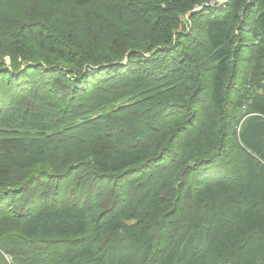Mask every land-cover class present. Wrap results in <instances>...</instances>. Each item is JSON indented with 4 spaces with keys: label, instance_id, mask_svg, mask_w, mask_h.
Listing matches in <instances>:
<instances>
[{
    "label": "trees",
    "instance_id": "16d2710c",
    "mask_svg": "<svg viewBox=\"0 0 264 264\" xmlns=\"http://www.w3.org/2000/svg\"><path fill=\"white\" fill-rule=\"evenodd\" d=\"M207 1L128 0L130 13L149 29L144 44L87 33L79 41L78 27L50 39L39 31L37 49L46 48V56L28 46L23 67L16 56L9 66L0 55V264H264V79L250 91L241 121L226 111L223 91L237 50L246 47L244 58L264 68V0H230L222 10ZM192 11L214 51L208 98L229 133L216 136L217 121L206 124L195 114L165 139L170 125L163 115L160 126L144 122L157 104L140 88L127 89L126 79L133 71L146 74L174 46L177 15ZM92 21L81 28L86 32ZM3 30L18 44L38 36L32 27L18 29L17 39ZM201 94L196 102L206 100ZM80 128L89 131L88 151L63 171L50 162L52 151L57 142L78 143L67 136ZM211 147L218 152L205 155ZM76 168L88 182L66 200ZM103 194L109 202L100 207L96 197ZM19 198L28 199L25 207L16 206ZM90 200L98 214L88 212ZM42 249L55 254L41 258Z\"/></svg>",
    "mask_w": 264,
    "mask_h": 264
},
{
    "label": "rangeland",
    "instance_id": "374dc122",
    "mask_svg": "<svg viewBox=\"0 0 264 264\" xmlns=\"http://www.w3.org/2000/svg\"><path fill=\"white\" fill-rule=\"evenodd\" d=\"M212 1L213 0L205 2V5L222 10L226 8V3L230 0ZM200 8V6H196L195 10H192L197 11L200 10ZM195 13L196 12L193 13L192 11L178 14L177 18L179 19L180 25L176 31V42L174 46L160 52L157 55V61L147 65V67L150 68L145 72L146 74L140 72V70L133 71L126 79L129 84V87H126L127 89L136 91L137 88H140L141 93H145L143 97H148L149 102L154 101L155 104H157V106H153V109H156L154 110L155 115L152 114L151 118H148L149 120L147 119L144 122H150L147 125L151 127L160 126L163 124V117L159 118V116L163 115L165 123L170 125V131L165 139H172L173 129L183 126L184 120L188 121L191 115L195 114L201 117L206 124L210 123L212 120L217 121L214 128L216 136L221 134L222 137L226 133H229L228 127L225 122L218 118L216 115L217 111L208 98L207 88L208 84L210 85L209 79L212 73L211 69L215 65L214 51L208 44L205 31L203 30V23H201L198 17H195L197 15H195ZM250 17L252 18L253 15ZM90 18L93 21L89 24L88 30L85 32L81 28V25L85 24L87 19ZM98 25L99 27H97ZM29 27L37 30L38 36L32 35L35 37L32 38L35 41L29 40L26 35L28 40L18 44L13 42L11 38L7 39L5 35H0V55L3 54L2 60L4 59L5 64L10 66L11 56L14 55L17 57V62L22 61L20 67H23L25 65L23 63L25 59L22 57L21 53H25L24 50H28V46L33 48V50H42L39 53L42 55H36L44 59L43 57L46 56L45 53L47 49L44 47L37 49L42 34L39 32L41 30L43 33L48 34L49 39L54 33L68 35V33H71V30L76 31L78 27L82 31V34L80 33L78 38L79 41L83 39L85 33H87L86 36L90 34L97 39H100L101 36L102 39H110L112 36L115 37V43L119 40L129 38L144 44L151 39L149 29L147 25H145L144 19L134 17L130 13L128 0H94L83 6L74 5L72 2L59 3L55 0H0V30L4 29L3 31H6L8 36L12 35L14 39H17L18 36L15 35L18 33V29L22 31L24 28ZM179 32L181 34H179ZM95 34L101 36H95ZM42 43L46 45L44 40H42ZM239 43L240 41L236 42V49ZM154 50L155 48L151 47L147 52H149V54H154V52H156ZM232 55L229 62L230 69L225 77V83L223 85V91L227 95L228 100L225 107L226 111L230 112L231 115L235 117V120L239 119L241 121V114L244 113L243 105L246 104V100L253 86L261 83L262 79H264V68L262 66L261 68H256V65L253 64V58L252 60L244 58L246 55V47L242 49L241 53L237 50V52ZM127 59H129V57L123 62ZM135 60L137 62L139 58L134 57L133 62ZM164 67H166V69H164ZM34 74L32 75L38 79V74ZM121 80L122 78L118 79V81ZM196 94L207 95V97L205 96L206 100L196 102L194 98ZM162 108L164 112H157ZM117 118H121V116H117ZM158 118L161 122H156ZM151 120H153V122ZM197 121L193 123L195 124ZM95 127L97 128V126ZM77 131H79V133L70 134L67 137H72V139L80 138L78 143H70V139L60 143L57 142L59 147L52 151L54 154L53 159L55 160L50 162L55 165L60 163L59 167L63 171L71 168L79 154L88 151L89 131L86 129L84 130V128H80ZM161 131L160 129L158 132L160 133ZM217 149L218 147L208 148L205 151V155L208 154L210 156L212 152H218ZM220 149L222 151L221 159L225 160L230 154H226L224 146L220 147ZM196 160H192V163L200 161ZM48 163L49 162H47V164ZM194 165L200 168L205 164L195 163ZM182 167H186V165H182ZM36 169L37 167L34 168L33 171ZM194 170L195 169H190L188 173L190 177H192ZM81 174L82 170H79V168L72 169L73 177H77L78 180L69 184L70 187L68 189L71 192L69 196H66V200L73 199V197L77 196L80 183L87 184L88 179H81ZM176 185H180L177 179ZM85 195L87 194L84 192L83 196ZM105 195L108 194L96 197V199L99 200L100 207H102V204L105 205L109 202V199ZM27 201V198H19L16 206L22 205L25 207ZM92 202L91 200L87 201V208H89L88 212L91 215L98 214L99 210L95 212V208H90L93 207ZM88 205H90V207H88ZM170 207V205L165 207L164 212H169L171 210ZM161 232L163 233V231ZM0 235L4 234L0 233ZM56 247L54 249H56ZM54 249L50 251L42 249V251H38L37 255L47 259V256L55 254ZM4 258L7 262H10L12 259L10 255H4ZM50 263L59 264L58 262H50L49 260L42 262V264Z\"/></svg>",
    "mask_w": 264,
    "mask_h": 264
},
{
    "label": "built area",
    "instance_id": "2783aa9c",
    "mask_svg": "<svg viewBox=\"0 0 264 264\" xmlns=\"http://www.w3.org/2000/svg\"><path fill=\"white\" fill-rule=\"evenodd\" d=\"M216 0H213L212 2H215Z\"/></svg>",
    "mask_w": 264,
    "mask_h": 264
}]
</instances>
